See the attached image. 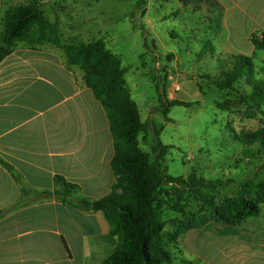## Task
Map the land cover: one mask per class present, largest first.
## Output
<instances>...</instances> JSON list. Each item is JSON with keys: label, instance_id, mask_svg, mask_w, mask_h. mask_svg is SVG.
<instances>
[{"label": "crops", "instance_id": "0c3cea01", "mask_svg": "<svg viewBox=\"0 0 264 264\" xmlns=\"http://www.w3.org/2000/svg\"><path fill=\"white\" fill-rule=\"evenodd\" d=\"M37 1L58 25L61 45L104 41L75 42L88 29L65 23L53 0ZM213 1L226 12L225 54L253 56L251 36H264V0ZM30 2L0 0V32L6 12ZM256 65L264 78V50ZM84 75L51 43L21 42L0 64V264H104L116 251L103 212L56 196L59 177L79 187L73 202L100 200L117 183L110 121ZM171 250L172 264H264V205L257 218L195 227Z\"/></svg>", "mask_w": 264, "mask_h": 264}, {"label": "rangeland", "instance_id": "374dc122", "mask_svg": "<svg viewBox=\"0 0 264 264\" xmlns=\"http://www.w3.org/2000/svg\"><path fill=\"white\" fill-rule=\"evenodd\" d=\"M53 2L65 23L88 29V34L75 42L104 39L120 58L143 122L152 118L155 127L163 128L159 139L154 133L143 134L141 147L153 160L159 141L170 147L161 159L168 175L187 178L195 172L207 180L221 181L211 192L217 204L234 198L248 179L264 181V151L241 141L245 134L264 127L263 112L246 105L236 93L220 91L214 79L204 77L217 76L225 55L228 34L222 8L206 0H146L143 7H139L141 0ZM62 4L72 7L65 11ZM165 73L168 98L189 104L172 107L167 117L153 111L161 107V100L149 76L156 74L161 82ZM249 149L257 153L256 158L248 157ZM156 206L171 224L181 218V211L211 214L191 193L178 197L174 191L167 192ZM174 264L182 263L175 260Z\"/></svg>", "mask_w": 264, "mask_h": 264}, {"label": "trees", "instance_id": "16d2710c", "mask_svg": "<svg viewBox=\"0 0 264 264\" xmlns=\"http://www.w3.org/2000/svg\"><path fill=\"white\" fill-rule=\"evenodd\" d=\"M206 1L217 5L213 0ZM145 3L146 0H141L139 7L145 6ZM259 33L251 36L255 46L253 56L222 55L223 62L219 65L217 76L204 77L214 79L220 91L236 93L246 105L264 114V78L256 65L257 52L264 50V36L260 37ZM21 42L32 47L45 43L63 46L59 41L58 25L48 21L37 0L6 12L0 32V64ZM63 49L69 64L82 69L86 83L107 112L115 139L116 155L112 168L117 183L113 191L100 200L80 198L73 202L71 198L79 187L59 177L57 182L62 190L57 191L56 196L82 211L103 212L111 226V235L118 239L115 253L104 264H172L171 248H177L180 237L191 229L210 220L237 224L261 216L264 181L248 179L240 185L234 198L217 204L211 192L221 181L207 180L195 172L187 178L172 177L161 162L170 147L159 141L154 160L141 147L143 134L146 137L154 133L159 139L163 128L155 127L152 118L143 122L139 105L127 86V71L120 58L107 49L103 40L65 45ZM149 76L161 100V107L153 110L154 113L161 111L167 117L172 107L189 105L168 98L166 73L160 77L161 82H158L159 76L156 74ZM241 141L264 151V127L255 133L245 134ZM247 155L249 158L257 157V153L250 149ZM170 191H174L178 197L185 193L194 194L211 214L181 211V218L172 220L171 224L156 206V202ZM169 224L172 229L167 231ZM185 264L196 263L186 260Z\"/></svg>", "mask_w": 264, "mask_h": 264}, {"label": "built area", "instance_id": "2783aa9c", "mask_svg": "<svg viewBox=\"0 0 264 264\" xmlns=\"http://www.w3.org/2000/svg\"><path fill=\"white\" fill-rule=\"evenodd\" d=\"M176 90H177V91L180 90V87H176Z\"/></svg>", "mask_w": 264, "mask_h": 264}, {"label": "water", "instance_id": "95a60500", "mask_svg": "<svg viewBox=\"0 0 264 264\" xmlns=\"http://www.w3.org/2000/svg\"><path fill=\"white\" fill-rule=\"evenodd\" d=\"M168 60H171V57L170 56H168Z\"/></svg>", "mask_w": 264, "mask_h": 264}]
</instances>
